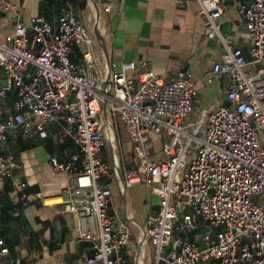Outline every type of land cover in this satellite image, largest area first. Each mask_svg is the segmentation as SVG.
I'll return each mask as SVG.
<instances>
[{"label": "built area", "instance_id": "1", "mask_svg": "<svg viewBox=\"0 0 264 264\" xmlns=\"http://www.w3.org/2000/svg\"><path fill=\"white\" fill-rule=\"evenodd\" d=\"M195 1L205 38L224 50L199 86L229 81L228 104L198 114L189 71L162 79L144 69L131 78L135 65H107L69 5L54 22L35 16L25 23L19 4L0 0V13L14 15L11 34L0 28V151L10 131L25 132L34 118L42 137L48 125L62 123L78 152L66 163L53 155L50 164L74 180L63 191V211L76 217V235L90 246L87 264H128L130 228L112 211L115 175L102 159L109 132L119 131L132 146L123 187L144 184L158 198L145 221L155 264H264V0L237 4L246 54L222 32L226 6ZM109 7L103 0V10ZM21 170L0 152V192L8 184L26 207Z\"/></svg>", "mask_w": 264, "mask_h": 264}, {"label": "crops", "instance_id": "2", "mask_svg": "<svg viewBox=\"0 0 264 264\" xmlns=\"http://www.w3.org/2000/svg\"><path fill=\"white\" fill-rule=\"evenodd\" d=\"M8 1L19 4L25 23L35 16L54 22L69 5L107 65H135L128 74L131 78L144 69L162 79L180 70L189 71L196 114L228 104V77L216 78L204 88L199 86L211 66L221 61L224 50L220 41L205 38L204 17L195 0H108L107 12L102 8L103 0ZM220 1L226 6L219 19L222 32L233 35L234 47L246 54L249 41L237 9L244 0ZM13 22V13H0L4 35L11 34ZM73 60L80 61L78 51ZM11 102L8 98V106ZM102 118L106 120L104 115ZM36 123L34 118L25 132L10 131L1 147L3 157H12L21 164L28 198L27 206L22 207L8 184L0 192V264H87L90 246L76 235V217L63 211V191L74 186V180L55 172L50 164L53 155L66 163L78 148L64 133L62 123L48 125L44 137L36 130ZM102 159L115 175L110 183L112 211L130 228L129 244L124 250L127 263L155 264L145 221L156 213L158 198L144 184L123 187L122 173L133 166L132 146L124 131L109 132Z\"/></svg>", "mask_w": 264, "mask_h": 264}, {"label": "rangeland", "instance_id": "3", "mask_svg": "<svg viewBox=\"0 0 264 264\" xmlns=\"http://www.w3.org/2000/svg\"><path fill=\"white\" fill-rule=\"evenodd\" d=\"M189 120H194V119H193V117L190 116V117H188V118L186 119V121H189ZM252 201H253V202H257V201H259V198H258V197H253V198H252Z\"/></svg>", "mask_w": 264, "mask_h": 264}]
</instances>
